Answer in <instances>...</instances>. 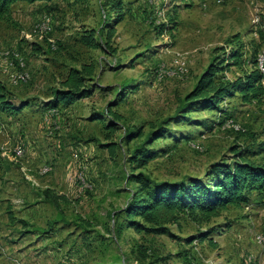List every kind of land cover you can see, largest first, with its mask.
Returning <instances> with one entry per match:
<instances>
[{
  "label": "rangeland",
  "instance_id": "374dc122",
  "mask_svg": "<svg viewBox=\"0 0 264 264\" xmlns=\"http://www.w3.org/2000/svg\"><path fill=\"white\" fill-rule=\"evenodd\" d=\"M103 2L16 1L0 17V90L29 103H0V264H264V190L207 223L183 211L165 232L126 213L130 174L209 185L212 164L264 163V98L180 104L214 57L217 77L255 70L264 89V0H122L118 16ZM88 31L100 47L81 42ZM83 63L92 94L50 105ZM141 145L154 154L144 165Z\"/></svg>",
  "mask_w": 264,
  "mask_h": 264
},
{
  "label": "trees",
  "instance_id": "16d2710c",
  "mask_svg": "<svg viewBox=\"0 0 264 264\" xmlns=\"http://www.w3.org/2000/svg\"><path fill=\"white\" fill-rule=\"evenodd\" d=\"M16 1L40 0H0V17L7 14L10 5ZM103 4L109 10L116 12V16L120 15L122 0H104ZM113 33V28H110L102 44L107 45ZM95 35L94 31H88L81 35L80 40L90 48H98L102 44L96 40ZM235 56L236 54L232 57ZM217 58H213L193 89L182 98L181 107L186 103L203 102L205 107L209 108L210 105L218 103L223 96L232 92H238L244 100L260 101L264 98V89L258 84L259 74L255 70L244 77L225 81L217 77L218 71L221 70L219 63H216ZM94 75L95 69L92 63L70 67L60 81V87L52 90L50 105H68L74 100L90 96L93 90L91 86H88V82ZM3 97L4 94L0 90V103L7 110L9 108L20 110L29 105V103L18 107L7 105L8 102H5ZM111 113L114 118H119L115 112L111 111ZM137 136L142 134L138 133ZM153 157L152 151L141 145L134 150L132 160L139 165H144ZM208 173L215 175L209 185L205 184L201 178H189L188 182L185 180L164 182L153 180L140 172L130 174L129 179L139 183L140 187L127 205L126 213L139 216L143 223L147 224V226L138 224L139 228L148 232H165L166 225L176 222L178 215L183 211H188L198 222L207 223L227 205L238 206L246 202L248 193L252 190L257 192L264 190V163L255 164L252 161L243 160L233 164L215 163L210 166Z\"/></svg>",
  "mask_w": 264,
  "mask_h": 264
},
{
  "label": "built area",
  "instance_id": "2783aa9c",
  "mask_svg": "<svg viewBox=\"0 0 264 264\" xmlns=\"http://www.w3.org/2000/svg\"><path fill=\"white\" fill-rule=\"evenodd\" d=\"M33 32L35 34H39L40 36L42 35V23L41 24H37L34 29ZM263 63H264V57L260 58L259 63H258V68L264 72V68H263ZM11 79L13 82H20L26 79L27 75L24 74L23 72H15L11 74ZM14 155L17 156H21V154L23 153V146L18 144L14 147L13 149Z\"/></svg>",
  "mask_w": 264,
  "mask_h": 264
}]
</instances>
